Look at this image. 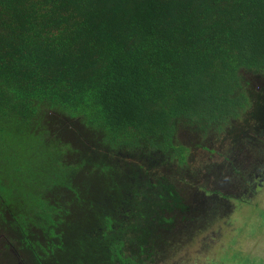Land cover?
Returning a JSON list of instances; mask_svg holds the SVG:
<instances>
[{
    "label": "trees",
    "instance_id": "obj_1",
    "mask_svg": "<svg viewBox=\"0 0 264 264\" xmlns=\"http://www.w3.org/2000/svg\"><path fill=\"white\" fill-rule=\"evenodd\" d=\"M256 174L264 0H0V264L205 258Z\"/></svg>",
    "mask_w": 264,
    "mask_h": 264
},
{
    "label": "rangeland",
    "instance_id": "obj_2",
    "mask_svg": "<svg viewBox=\"0 0 264 264\" xmlns=\"http://www.w3.org/2000/svg\"><path fill=\"white\" fill-rule=\"evenodd\" d=\"M242 157L243 159L245 158L243 155H241V159ZM211 173L217 176L216 171L211 170ZM230 185L231 184H227L225 186V189H227ZM216 186L220 187L219 185ZM230 188L232 191L236 190L235 187L232 188L231 186ZM247 199L251 202L250 206L240 208L236 212H228V208L226 212H218V214H224L225 218L222 215L215 216L214 219H217L219 217H221V219L212 221L206 224V226L208 227L203 228L205 230H208L209 227L212 226V228H210L209 230L213 231L219 225H224L226 219L232 217H235L234 224L240 225V227L236 231L237 235H239L238 240H236L237 248L231 255V260L226 261L224 260L226 256H221L222 259L220 264H224L227 262H230V264H264V185L262 188H259L257 191H255L252 196L249 195V198ZM223 231V237H221L220 239L227 241L230 238V233L228 232L230 231V229H227L225 227ZM202 234V231L198 233L199 236H201ZM252 236L254 237V240L250 241ZM190 241H193L192 236L189 238V242ZM189 256H193L190 251ZM210 256H215V254L212 253L210 254Z\"/></svg>",
    "mask_w": 264,
    "mask_h": 264
},
{
    "label": "flooded vegetation",
    "instance_id": "obj_3",
    "mask_svg": "<svg viewBox=\"0 0 264 264\" xmlns=\"http://www.w3.org/2000/svg\"><path fill=\"white\" fill-rule=\"evenodd\" d=\"M251 140H252V138H250L249 141H251ZM247 147H248V145H247ZM239 155H240V150L238 148H234V149L232 148V156H233L234 160ZM255 177L257 178V184L254 183V179L252 178L250 180L249 184L243 183V186H236L235 185L236 190L234 192H236V191L237 192L235 194L232 193V195L230 194L231 196L229 198H225V200L227 201V206L228 205L230 206V212H232V211L236 212L240 208H243L245 206L246 207L250 206L251 202L247 198H249V195L252 196V194L255 191H257L256 190L257 185H262L261 181H263V184H264V177H261V175H258V174H256ZM231 216H233V215H231ZM234 220H235V217L228 218L225 220L224 225H219L213 231L209 230L210 228H212V226H211V227H209L208 230L203 232V234L210 233L207 236L208 238H213V237L216 238V239H214L215 245L211 244L207 248L209 250L208 256H206L205 258H201L198 256H189V251H187L182 256V258L181 257L179 259L177 258L176 262L178 264H191V262L193 261L194 264H212V262L215 261L217 264H220L222 258L219 257V254L222 256H224V255L226 256V258L224 260H226V261L231 260V255L235 252V249L237 248L236 240H238V238H239V235H237L236 231L240 227V225L234 224ZM225 227L227 229H230V231H228L230 233V238L227 241L220 239L221 237H223V233H224L223 230L225 229ZM186 228H187L186 230L189 231L188 230L189 227L186 226ZM182 230H184V227H182ZM183 238H184L183 246H185L184 250H186V249L189 250L191 246L197 245V241H192V242L190 241L189 242L190 234H187L185 231H183ZM252 240H254L253 236L251 237L250 241H252ZM218 248H219V250H218ZM212 253H214L216 255V258H214L213 256H210V254H212ZM232 261H234V260H232ZM224 264H230V262H227Z\"/></svg>",
    "mask_w": 264,
    "mask_h": 264
},
{
    "label": "water",
    "instance_id": "obj_4",
    "mask_svg": "<svg viewBox=\"0 0 264 264\" xmlns=\"http://www.w3.org/2000/svg\"><path fill=\"white\" fill-rule=\"evenodd\" d=\"M17 264H26L23 260H20Z\"/></svg>",
    "mask_w": 264,
    "mask_h": 264
}]
</instances>
